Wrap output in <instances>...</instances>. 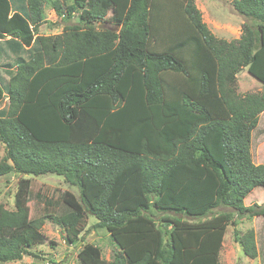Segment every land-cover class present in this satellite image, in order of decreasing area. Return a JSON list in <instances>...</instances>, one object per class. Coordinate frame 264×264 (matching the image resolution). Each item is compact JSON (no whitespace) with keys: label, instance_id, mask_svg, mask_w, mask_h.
Masks as SVG:
<instances>
[{"label":"trees","instance_id":"16d2710c","mask_svg":"<svg viewBox=\"0 0 264 264\" xmlns=\"http://www.w3.org/2000/svg\"><path fill=\"white\" fill-rule=\"evenodd\" d=\"M46 2L85 25L34 39ZM232 5L254 24L228 41L195 0H0V176L52 173L79 191L32 216L33 181L20 178L14 208L0 203L1 263L31 254L47 219L75 244L93 215L117 250L107 260L85 243L86 264H220L232 213L264 215L245 204L264 186L252 153L264 92L237 80L247 67L264 85V0ZM110 11L119 31L95 25ZM153 209L185 218L162 215L163 227ZM234 240L258 256L253 229Z\"/></svg>","mask_w":264,"mask_h":264},{"label":"rangeland","instance_id":"374dc122","mask_svg":"<svg viewBox=\"0 0 264 264\" xmlns=\"http://www.w3.org/2000/svg\"><path fill=\"white\" fill-rule=\"evenodd\" d=\"M195 1L196 5L199 7L200 5H205V12H207L209 16L211 15L215 18V28L212 25L211 28L216 29L217 36L219 37H227L229 40L237 39L238 36L241 35L242 25L245 21L254 24L253 20L238 15L236 11L232 9L231 2L233 0ZM44 10L45 21L39 26L34 39L38 36H58L72 28H83L85 25L79 20L78 13L75 17L70 19L68 17L59 16L50 2L45 3ZM208 15L205 14V19L209 18ZM95 25L97 27L115 29L117 31L121 29V25H116L113 20L111 11L108 12L104 20L95 23ZM11 38L6 37L3 39L5 45L8 46L9 49L14 48L15 44H13V46L10 45L14 41L18 42L22 46V42L20 40L21 38H13L10 40ZM237 80L239 91L241 93L264 92L263 86H261L262 83L251 76L247 70L242 71ZM6 102L7 98H4L1 105L4 106ZM263 124L261 125L263 126ZM257 131H254L255 135L253 133L255 137H253L252 142V153L256 163L264 164V145H262L264 144V135L259 136ZM4 155L5 144L0 140V160L4 157ZM22 177H29L33 181V193L30 201L32 216L40 214L41 205H43L45 199L48 197L59 203L61 206L63 203L62 196L65 191H71L74 194L79 195L77 186L68 183L62 175L50 173L34 176L11 172L7 175L0 176V203L5 204L9 209L14 208V195L18 187V182ZM245 203L247 205L254 203L264 204V186H256L246 198ZM221 211L231 210L230 208H217L214 210L213 214H217ZM152 214L157 220V223L162 226L164 224L161 221L162 215L185 218L183 215H175L173 213L164 214L162 211L157 209H153ZM96 222L97 218L93 215H89L88 224L83 233V240H79L75 244H68L65 240L66 231L64 227L51 221L50 219H47L42 226L44 241L42 243H35L29 247L28 250L31 254L27 253L24 254L21 259L6 263L0 262V264H86L80 254V250L83 248L85 243H92L99 246L102 250L103 257L107 260L112 259L114 252L117 250L116 244L108 230L105 228L94 227ZM263 223L264 215H259L257 217H240L233 212L230 224L227 226V231L224 236L225 242L221 250V264H263L264 254L261 255L260 260L256 258L253 262H250V258L239 246L235 245L236 243L234 241L235 228H238L240 231H246L249 228L258 230Z\"/></svg>","mask_w":264,"mask_h":264},{"label":"crops","instance_id":"0c3cea01","mask_svg":"<svg viewBox=\"0 0 264 264\" xmlns=\"http://www.w3.org/2000/svg\"><path fill=\"white\" fill-rule=\"evenodd\" d=\"M195 3H196V1H195ZM200 5V4H199ZM197 7L201 10V12H202V17H203V20H204V22L207 24V26L209 27V29L217 36V32H216V29H212L211 28V25L215 28V24H216V22H215V18H213L211 15L209 16L208 14H207V12H205L206 11V9H205V5H200V7L197 5ZM231 7H232V9H234L233 8V5H232V2H231ZM237 13V12H236ZM205 14L206 15H208V19H205ZM238 14V13H237ZM239 15V14H238ZM241 16V15H240ZM241 33H242V31H241ZM240 36L241 35H239L238 36V38H240ZM217 37H219V36H217ZM219 38H223V37H219ZM227 37H224V39H226ZM226 40H228V41H230V40H233V39H226ZM248 71V68L247 67H245V68H243L238 74H237V78L239 77V75H240V73L242 72V71ZM250 74V73H249ZM251 75V74H250ZM261 86H263V89H264V85L263 84H261ZM238 88H239V85H238ZM261 89H262V87H261ZM261 92H263V91H261ZM264 111H262L261 112V114H260V116H259V122H258V125H257V127H256V129L254 130L255 132L257 131V133H258V135L260 136V135H264ZM261 124H263V126L261 125ZM254 135H255V133H254ZM255 137V136H254ZM261 141V140H260ZM262 143V142H261ZM264 143V142H263ZM262 145H264V144H262ZM261 164H263V163H261ZM248 197V196H247ZM246 197V198H247ZM246 200V199H245ZM246 204V203H245ZM247 205V204H246ZM251 205V204H250ZM260 205H262V204H260ZM254 217H257V216H254ZM252 228H249L248 230H246V231H249V230H251ZM254 231H255V233H256V241H257V247H258V256L256 257L258 260H260V258H261V255L262 254H264V223L261 225V227H260V229H258V230H256V229H253ZM227 231V230H226ZM240 231V230H239ZM246 231H240V232H242V233H244V232H246ZM235 241V240H234ZM224 242H225V240H223V245H224ZM235 245H237V246H239L241 249H242V247H241V245L238 243V242H236L235 241ZM222 248H223V246H222ZM222 250V249H221ZM242 251H243V249H242ZM244 252V251H243ZM221 253L222 252H220V264H221ZM249 257V256H248ZM250 258V257H249ZM256 258H250V262H253V260H255Z\"/></svg>","mask_w":264,"mask_h":264}]
</instances>
